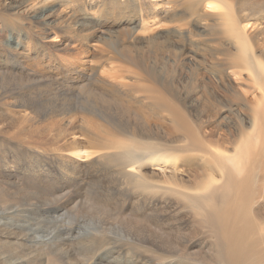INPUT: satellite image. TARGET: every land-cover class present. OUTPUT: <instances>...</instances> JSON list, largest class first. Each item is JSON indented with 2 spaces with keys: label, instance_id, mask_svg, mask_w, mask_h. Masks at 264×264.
I'll use <instances>...</instances> for the list:
<instances>
[{
  "label": "bare ground",
  "instance_id": "1",
  "mask_svg": "<svg viewBox=\"0 0 264 264\" xmlns=\"http://www.w3.org/2000/svg\"><path fill=\"white\" fill-rule=\"evenodd\" d=\"M26 11L48 36L36 37L27 30L26 19L18 16ZM181 16L205 22L201 32L209 37L198 40L186 29L188 23L177 24ZM171 35L187 36L205 47L211 61L202 59V66L212 69L223 84L221 97L205 91L188 107L179 105L164 73L156 69L157 56L178 59L179 49ZM59 38L65 42L59 44ZM71 44L81 49L68 59L63 54ZM147 54L151 55L148 62ZM143 62L150 63L149 67ZM60 76L72 79L63 92L88 88L92 82L89 91L99 99L115 101L125 111L135 107L143 120L167 122L169 129L162 135L148 134L115 122L97 107H81L108 123V134L118 139L109 141L78 126L74 108L63 112V120H70L72 126L65 134L69 149L57 156L59 173L73 174L67 164L91 169L110 165V171L121 179L115 192L122 202L116 204L118 195L109 198L106 194H101L100 202L111 205L108 210L113 208L117 214L148 221L158 236L166 234L146 249L139 236L123 237L125 242L152 252L156 264H264V0H6L0 8V101L10 100L1 103L0 109L24 111L21 95L6 93L15 80L41 82L47 77L56 81ZM130 82L141 88L131 89ZM227 128H231L228 133ZM6 129L0 122V147L8 141L2 139ZM52 172L43 166L11 165L2 149L0 196L11 201L23 189H32L35 194L46 192L45 204L53 207L67 190L53 185ZM43 177L45 184L39 182ZM155 208L165 213L153 214ZM0 214L4 215L0 222L3 243L30 242L49 254L68 252L69 258L72 244L83 248L113 245V238L106 242L107 235L98 229V234L89 228L85 235L70 233L57 240V231H39L27 221L22 228L17 218L13 219L16 223L11 221L15 214L1 207ZM138 257L142 261L146 256ZM58 261L52 259L51 264ZM87 262L83 264H98ZM130 263L139 264L136 259ZM0 264L29 261L17 256Z\"/></svg>",
  "mask_w": 264,
  "mask_h": 264
},
{
  "label": "rangeland",
  "instance_id": "2",
  "mask_svg": "<svg viewBox=\"0 0 264 264\" xmlns=\"http://www.w3.org/2000/svg\"><path fill=\"white\" fill-rule=\"evenodd\" d=\"M5 1L6 0H0V8L1 5L3 6L5 4ZM218 11V9L214 10V12ZM245 12H249V10L247 9ZM18 16L26 19L27 30L34 36L46 37L49 35V33H44L37 23L31 21L30 11L22 12ZM186 23H188L185 26L186 29L192 31L198 40L209 37L201 32V27L205 22H190L189 19H186L184 16H181L180 21L177 22V24ZM207 23L214 24V21L209 20ZM212 29L211 27L210 31H212ZM171 37L174 46L179 49V51L176 52L178 54V59L173 56L171 58L166 56H161L162 58H160V56H157L158 64L156 65V69L164 73L165 81H167L172 94L179 98V105L183 108L188 107L192 99L197 100L205 91H212L211 93L221 97L224 88L223 84L214 76L212 69L207 71L204 66H202V59L207 60L208 63L211 61L205 51V47L187 36L179 38L175 35H171ZM62 42H65V39L59 38L58 43L61 44ZM80 49V45L71 44L68 50L64 52L63 56L72 59V55ZM149 56L151 55H145L146 58L144 57V59L147 60L146 62H148ZM166 61H168V63ZM146 62H143V64L145 63L144 66L148 68L150 63ZM58 78L60 79L50 81V79L46 77L42 78L41 82L29 80L28 78H21L15 80L16 82L10 85L9 90L6 92L7 95H21L24 111L14 113L11 111V107H4L2 110L3 107L1 106L0 122L7 125L6 130L8 131L7 134H5L6 137L2 139L8 141L4 146L0 147V151L3 149L11 165L25 168H39L43 166L44 169H49L51 172L52 170L56 171L57 173L52 172L55 178L53 185H58L60 187L65 186L67 193L55 206L49 207L45 204L48 201L46 192L43 194H35L32 189H23L17 198L11 201H9L8 198L0 196V207L9 213L15 214L12 216L11 221L14 222L13 219L17 218L18 223H14L22 228L23 223L27 221L30 225H36L39 231H57V240L71 235L70 233L75 235L79 232L85 235L86 232L89 231V228H91L94 230H90V233H95V230L98 229L104 236L107 235L104 239L106 241L107 237L106 242L112 237L113 239L111 242H113V245L110 247L107 246L106 248L102 244H94L83 248L78 243L72 244L69 251V258L68 252H50L49 254L45 249L34 247L30 242L22 245L0 242V261L4 262L6 259L23 256L25 261H29V264H51L52 259L55 258L59 260L58 264H83V262H87V259L88 262H97L98 264H131L130 262L135 259L139 264H144L143 262H147V260L150 259V261H153L150 262V264H156L152 252H143V249H138L135 244L131 245L128 242L129 240L127 243L124 239H126L127 236H139L141 239L138 240L143 242L146 249L147 246L151 245L154 239L165 237L166 234L158 236L155 229L148 221H136L132 217L124 216L127 215L124 213H118V215L113 208L108 210V207H112L111 205L107 207L103 202H100L99 198L101 194H106L109 198H114L119 194V192H115V187L121 183V179L110 171L111 166L105 164L104 166L102 165L95 169H91L85 165L74 168L71 164H67L65 167L72 169L73 174L66 176L59 173L61 166L57 161V156L63 154L66 149H69L65 134L71 129L72 125L70 120H63V112L67 109H75L74 112L78 114L79 118L76 123L78 126L82 125L97 138H106L109 141H116L118 139L108 134L110 128L108 123L101 121L98 117L89 115L87 112L81 110V107H97L104 115L113 119L115 122L137 127L145 133L148 132V134L157 133L162 135L163 131L169 129L167 122L155 119L143 120L140 110L135 107H130L128 111H125L115 101L110 102L99 99V95L91 94L89 91L90 87H94L92 82L91 84L89 83L90 87L88 88L86 86H84L83 89L76 87L70 92H63L66 91L65 86L71 84L72 79H68L67 81L64 77L60 76ZM66 81L68 83H66ZM49 83L51 85H49ZM130 84V88L133 90H139L141 88L139 84H133L131 82ZM8 100H10V98ZM8 100H2L0 104L6 103ZM233 104L235 105V103ZM87 117H89L88 121L86 119ZM226 131L228 133L231 131V128H227ZM11 139L23 140V142L17 145L14 144ZM80 141L83 144L85 138L80 139ZM89 169H91L90 172ZM45 180L47 181V179L43 177L39 179V182L45 184ZM111 187L112 189H110ZM117 197L118 198H114L115 203L120 204L122 202L121 198H119V195ZM124 199L127 200V197L123 196V200ZM109 204H111V200ZM50 208L55 210L52 211ZM117 210L121 212L120 209ZM113 212L116 213L113 214ZM161 213L163 214L165 212L156 208L153 211V214L158 215ZM136 214L141 215V213ZM3 217L4 215L0 214V222L3 221ZM12 231L18 232L17 230ZM24 232L33 236L26 230H24ZM44 234L47 233L45 232ZM101 239L104 241L103 238ZM60 245L62 247V243H60ZM72 249L74 250L71 252ZM83 250H85L86 253L83 252ZM90 252L91 254L93 252L92 256ZM140 255L146 256L145 260L141 261L140 257H138Z\"/></svg>",
  "mask_w": 264,
  "mask_h": 264
}]
</instances>
